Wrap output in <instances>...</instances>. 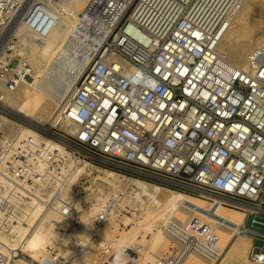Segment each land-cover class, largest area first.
Returning a JSON list of instances; mask_svg holds the SVG:
<instances>
[{"label":"built area","instance_id":"obj_1","mask_svg":"<svg viewBox=\"0 0 264 264\" xmlns=\"http://www.w3.org/2000/svg\"><path fill=\"white\" fill-rule=\"evenodd\" d=\"M54 1L0 0V35L20 14L28 32L45 37L61 10ZM137 1L92 55L50 123L25 126L4 116L6 94L28 74L15 35L3 45L0 238L35 221L37 203L70 228L82 226L85 211L89 229L104 225L115 211H131L145 195L132 181L147 176L252 207L233 234L261 238L262 244L251 243L248 257L264 264V220L258 217L264 213V46L248 51L245 67L225 61L217 50L245 0ZM138 70L156 86L133 83ZM22 127L30 132L19 138ZM70 158L101 171L115 168L119 176L102 182L104 191L86 174L71 182ZM77 201L83 210L75 208ZM212 230L200 216L174 225L171 235L182 247L170 241L174 246L154 264H176L190 250L207 252ZM56 231L45 246L48 259L33 260L21 250L14 258L27 264H75L82 243L72 238L71 253L63 254V232ZM115 244L101 246L96 264H115ZM125 247L127 264H133L143 248ZM12 261L0 251V264Z\"/></svg>","mask_w":264,"mask_h":264},{"label":"bare ground","instance_id":"obj_2","mask_svg":"<svg viewBox=\"0 0 264 264\" xmlns=\"http://www.w3.org/2000/svg\"><path fill=\"white\" fill-rule=\"evenodd\" d=\"M133 1L134 0H55L53 4L61 8L62 12L66 11L68 14L70 13L73 15L74 21L71 22L67 19H62L60 17L62 12H59L55 25L49 33L45 37L38 39L40 41L39 43L34 40L29 44L31 55L34 56L36 53L40 52V54L44 55L45 64L41 65L33 72L30 69H26L28 75L23 79L22 83H25L28 87L24 89L21 97L13 94V92L22 83L13 91L6 94L2 102V109L6 113L20 115L28 119L29 122H25V126L35 124V122L38 124L50 123L61 107L63 100L70 95L74 83L88 66L92 55L99 50L101 43L111 34L118 21L126 13ZM247 3L248 0H245L244 4ZM137 4L138 1L136 0L134 6L136 7ZM19 24H21L20 14H17L0 35V51L11 35H15ZM30 36L37 40L31 33ZM254 47L255 44L251 43L242 44L239 47H225L222 50L225 56H222L219 50L218 54L225 61L229 62V60H232L234 62L233 64H235L238 60H244L248 53L247 51H250ZM20 53L24 56L23 51ZM18 56H20V54ZM242 66L245 67V65ZM28 132L30 131H28L26 127H22L19 129L17 136L20 135L19 138H21ZM55 144L59 146L57 142H55ZM67 168L73 169L72 177L78 179L81 174L93 175V179L99 181L96 183L97 190H102V186H104L103 183L99 187V183L106 182L110 184L112 182L110 178L119 176L118 173L111 169L102 173L101 169H98V167L92 164L78 163L71 158L69 159ZM145 181L135 178L132 184H135L139 188L138 191L141 192V194L144 193L151 198V205H155L154 211L146 215L148 219L146 225L151 226L150 221L153 215L160 219L164 213H167L163 219V225H165V227L161 231L158 230L155 234L154 245H159V240L166 236L168 233L167 230L171 231V227L180 225L193 216L205 218L213 227L211 237L206 243L208 248L207 252L197 250L187 251L177 260L176 264H214L218 256L222 253L223 259L242 254L243 261L242 263L239 262V264H261L256 260L251 261L249 257V259L245 257L244 252L245 247H247L246 237H242L238 240L232 238L237 226L244 223L246 214L250 209H253L252 207L231 202L219 196L202 191H199L198 195L211 199L215 198L214 200H217L223 205L212 202L207 198L202 199L201 197H197L183 190H170L166 198L160 202L156 199L154 192L149 193L146 191L148 183ZM151 186L154 191L162 188L159 184H152ZM135 193L136 196H138L137 191H135ZM133 197L135 198V195L131 198ZM88 205L90 208L89 213H92L94 209L93 204L90 202ZM224 205L239 210H233ZM75 208L83 210L84 207L77 201L75 203ZM47 212L51 213V215ZM50 216L55 218L52 212H44L42 205L37 203L32 209L31 215V218H37L35 221L29 220L26 223L20 224L21 226L18 229L10 232L8 238H0V251L8 255L9 262L12 260H22L20 257L14 258L16 254L15 250L25 252L33 260L48 259V253L43 246L49 241L51 235L57 232V226L51 223L52 220L50 222ZM83 216V222L85 224L75 231L74 235L71 237L79 239L80 241L83 238L85 239L88 235L87 231L89 230L88 221H90V216L87 214V211H85ZM58 223L64 224V221L63 223L58 221ZM146 225L139 224V226L144 227ZM137 226V222L136 224L133 223L128 229L127 235L123 237L120 236L117 240L123 242L125 246L134 244L131 238L135 235ZM97 228L98 227H95L93 229L95 230V235H93V237H97L100 242H105L106 244L113 241L114 236H108L107 238V236L101 234L102 232H97ZM173 238L175 239V241H173L174 239L172 240L175 246L180 249L182 243L174 236ZM241 240L244 241L241 242ZM72 241L73 240L70 239V242ZM175 242H177L178 245ZM142 261L143 260H140V263ZM22 262L27 264L23 260Z\"/></svg>","mask_w":264,"mask_h":264},{"label":"rangeland","instance_id":"obj_3","mask_svg":"<svg viewBox=\"0 0 264 264\" xmlns=\"http://www.w3.org/2000/svg\"><path fill=\"white\" fill-rule=\"evenodd\" d=\"M250 1H251V3H250ZM135 4H136V0L133 1V3L131 4V6L129 8H131V10H133L135 7L134 6ZM129 8H128V11H129ZM59 12L61 13L62 10H59ZM67 14L68 13L66 11H63L61 13L60 17L62 19L63 18L67 19L68 21H71V22L74 21V16L71 15L70 13L68 15ZM72 18H73V20H72ZM34 40L38 43L40 42L38 39L36 40V39L31 38L30 32H28L22 24H19V27L15 33V37L13 38V42H14L16 47H18L21 51L24 52V58H25V61L27 64V69L28 70L30 69L32 72L35 69H38L41 65L45 64L44 55L40 54V52L36 53L34 56H32L30 53L29 44ZM25 41H26V44H25ZM41 41H43V40H41ZM246 43L255 44V47L264 46V0H261V1L260 0H253V2H252V0H248V3L244 4L233 15L231 22H230V26L224 32V34L222 35V37L219 41L217 50L220 51V54L222 56H225L222 53L223 48H225V47H239L240 45L246 44ZM229 62L234 63L232 60H229ZM235 64H237L239 66L245 65V59L244 60H238ZM26 87H28V86L25 83H22L16 90H14L13 94L21 97L22 93ZM4 116L8 117L9 119L19 121L18 119L14 118L10 115L4 114ZM20 122L23 123V121H20ZM35 124H38V123L35 122ZM114 169L115 168H111L112 171L116 170V169L115 170ZM101 172L104 173V171H101ZM98 174H100V173H98ZM92 178H93V175L88 177L90 182H91ZM137 179H140L143 181L146 180L145 182L148 183V185L146 186V191L149 193L154 192L156 199H158L160 202H162L166 198V196L170 193V190H183V191L190 193L192 195H195L197 197H201L202 199L207 198L205 196L198 195L199 190L183 189L181 187L171 186V185L165 184L161 181H158L152 177L140 176ZM77 180H78V178L72 177L71 182L75 183ZM98 182L99 181H95L93 183V186L95 187L96 183H98ZM101 184H103V183H99L98 186L100 187ZM152 184H154V185L159 184V186L162 188H160L157 191H154V189L151 186ZM101 191H104V189ZM206 196H208V195H206ZM150 199L151 198H149V196H146V195L142 196V198L140 197L136 202L132 203L131 211L129 213H126L124 211H115L114 214H112V216L109 218V220L104 225L97 226L98 227L97 232L98 231L102 232L101 234H104L105 236H107V238H108V236L109 237L114 236V239L115 238L116 239H115V241L113 239L114 242L113 241L112 242L117 243V242H120L117 239H119L120 236L123 237V236L127 235L128 229L131 227V225L133 223L136 224V222H137V225H138L137 230L135 232V235H133V237L131 238V240H132V242H134V244H139L140 246H142L143 249H141L137 259L134 260L133 264H154V261L156 258L161 257L164 254H167L171 250V247L174 246L173 243L170 242L174 239L170 233L171 232L170 230H167L168 233L166 234V236H164L161 240H159V245L153 244L154 239H155L154 237H155V234L157 233V231L158 230L161 231L164 229L165 225H163V219L165 218L167 213H164L160 219H158L155 215H153L151 217V221H150L151 226L146 225L147 220H148L146 215H148V213L154 211V209H155V205H153V204L151 205ZM207 199H209L212 202L221 204L217 200H214L215 198L214 199L207 198ZM149 205H151V206H149ZM221 205H223V204H221ZM224 206L229 207L230 209H233V210H239V209L233 208L231 206H227V205H224ZM48 214L51 215V213H48ZM258 217L260 219L264 220V213H262V212L259 213ZM49 219H50V222L52 220V222H51L52 224L57 226L56 230H57V228H59L60 231L63 232L61 234V235H63V250H65V251H63V254L71 253V250L73 249V241L70 242V239L72 240L71 237L74 235L75 231H77L78 229L81 228V226L79 228H70L65 223L59 224L58 222H55V220H53L54 219L53 216H50ZM84 224L85 223L83 222L82 225H84ZM88 224H89L88 228H90L92 225L91 222L88 221ZM139 224H144L146 226L145 227L139 226ZM247 226H249V222L247 223ZM254 228H256L259 231L260 230L263 231L262 226H255ZM93 229L94 228H91V230L89 229L90 231L89 230L87 231L88 235L85 237L86 241H89L88 245H87V242L85 243L84 241H82V240H85L84 238L81 239L80 242L82 243L81 244V250L82 251L79 253L78 259H77L75 264H96L98 262L99 250H100L101 246L106 244V243L100 242V240L97 239V237L95 238V236L93 237V235H95V233L91 232V231H93ZM54 235L55 234H53L51 236H54ZM245 235H248V234L234 235V236H232V238L238 240L242 237H245ZM50 238H49V241H50ZM90 238H91V240H90ZM254 240H255L254 244H262L261 238L257 237V239H254ZM49 241L47 243H45L43 246V248L45 250H46L45 246H47ZM173 241H175V239ZM243 241L244 240H241V242H243ZM175 243L177 244V242H175ZM246 243H247V247H245L244 255L246 258H248V252H249V249L251 246L250 239H246ZM64 247H65V249H64ZM46 252H47V250H46ZM22 253L26 254L25 252H22ZM220 255H219L220 257L218 256V258L216 259L214 264H239V262L242 263V261H243L242 254H239L238 256H235L232 258L230 257L228 259L222 258L223 253ZM140 260H143V261L140 263ZM12 264H24V263L22 262V260H13Z\"/></svg>","mask_w":264,"mask_h":264},{"label":"clouds","instance_id":"obj_4","mask_svg":"<svg viewBox=\"0 0 264 264\" xmlns=\"http://www.w3.org/2000/svg\"><path fill=\"white\" fill-rule=\"evenodd\" d=\"M133 83H145L149 86L155 87L156 82L153 81L150 77H148L142 71H137L133 76ZM127 248L123 244V242H117L113 247V252L115 255V264H127L126 260V250Z\"/></svg>","mask_w":264,"mask_h":264},{"label":"water","instance_id":"obj_5","mask_svg":"<svg viewBox=\"0 0 264 264\" xmlns=\"http://www.w3.org/2000/svg\"><path fill=\"white\" fill-rule=\"evenodd\" d=\"M6 114H8V115H10V116H12V117H14V118H16V119H18V120H21V121H23V122H29V120L26 119V118H24L23 116H20V115H14V114H9V113H6ZM34 125H36V124H34Z\"/></svg>","mask_w":264,"mask_h":264},{"label":"crops","instance_id":"obj_6","mask_svg":"<svg viewBox=\"0 0 264 264\" xmlns=\"http://www.w3.org/2000/svg\"><path fill=\"white\" fill-rule=\"evenodd\" d=\"M245 237L247 238V239H250V241H251V243H254V239H252L249 235H245Z\"/></svg>","mask_w":264,"mask_h":264}]
</instances>
